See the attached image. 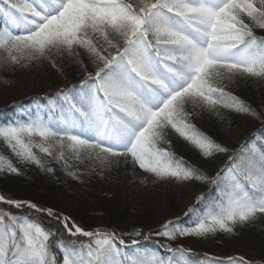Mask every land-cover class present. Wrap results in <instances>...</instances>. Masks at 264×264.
Returning <instances> with one entry per match:
<instances>
[{"label": "snow or ice", "instance_id": "snow-or-ice-1", "mask_svg": "<svg viewBox=\"0 0 264 264\" xmlns=\"http://www.w3.org/2000/svg\"><path fill=\"white\" fill-rule=\"evenodd\" d=\"M257 30L264 31V0H0V69L66 61L81 73L0 122V141L15 157L0 153V173L20 175L22 165L54 176V164L68 170L67 154L101 170L138 166L154 183L211 186L194 193L184 220L154 232L167 242L150 241L151 248L152 233L86 230L52 208L0 194V203L23 213L0 208V264H264L238 255L199 259L178 243L234 235L264 216V128L214 175L177 157L168 136L209 159L230 149L194 119L210 114L223 123L235 113L264 123V112L226 90L239 77L264 79ZM53 220L62 231L42 226Z\"/></svg>", "mask_w": 264, "mask_h": 264}, {"label": "trees", "instance_id": "trees-1", "mask_svg": "<svg viewBox=\"0 0 264 264\" xmlns=\"http://www.w3.org/2000/svg\"><path fill=\"white\" fill-rule=\"evenodd\" d=\"M257 34L264 35V31L257 30ZM30 76L38 80L36 85L30 91L21 89V81ZM80 78L81 73L66 61H58V67L44 62L15 70L0 69V122L18 117L21 105L27 108L37 103L33 98L47 96L66 85L77 83ZM226 90L257 111L264 112V79L239 77L228 83ZM225 114L227 118L223 123L210 114H202L192 122L224 146L233 143V137L238 131L248 135L243 139L242 143H244L246 140H251L252 133L259 135L260 130L264 128L261 120L250 116ZM168 136L171 143L170 150L177 157L199 169L205 167L209 159L203 158L198 150L174 132L169 133ZM38 141L33 139V142ZM34 151L43 156L37 149ZM0 153L15 161L14 155L2 141H0ZM66 159L69 165L67 171H78L81 174L79 180L68 175L67 171L58 164L52 165L57 168L54 176L42 172L35 166L18 165L21 167L20 175L0 173V194L52 208L58 213L70 216L86 230L101 228L123 233L134 230H140L144 235L152 233L149 235V242H145L149 248L152 247L150 241L159 239L162 244L167 242L165 238L154 235L164 222L175 218L185 219L182 210L188 207V204L184 202L183 192L177 188V185L161 190L157 187L161 182H152L151 177L138 166L133 170L131 165L126 166L122 161L101 170L88 161L83 163L75 161L67 154ZM142 176H144L143 183H141ZM146 176L148 179L145 180ZM129 183L137 186L138 193L141 197L147 198L145 199L147 201L143 204L134 203V196L127 193L132 187ZM192 186L194 189L200 188V192H206L211 187L207 184H192ZM153 197L156 200L152 201ZM158 198L164 200L162 204ZM0 208H5L14 214H23L17 213L15 209H9L2 203ZM38 219L41 222L48 220L46 216H39ZM42 226L62 231L54 220L50 225L42 223ZM66 238L70 239V237ZM189 240L195 245L192 250L199 259L208 257L198 252V247H201L208 253L218 252L226 256L231 254L240 256L239 253H242L241 256L245 259L253 262L261 261L264 260V216H258L255 221L238 226L234 235L216 233L206 238L194 240L189 238ZM186 242L187 238L178 241L187 248ZM175 246L173 244V247ZM226 256L220 258L226 259Z\"/></svg>", "mask_w": 264, "mask_h": 264}, {"label": "rangeland", "instance_id": "rangeland-1", "mask_svg": "<svg viewBox=\"0 0 264 264\" xmlns=\"http://www.w3.org/2000/svg\"><path fill=\"white\" fill-rule=\"evenodd\" d=\"M38 80H36V78L34 76H30L27 77L25 79H23L20 83L21 85V89H25L30 91L34 85H36ZM35 104H33L31 107H27V108H32L34 107ZM20 113V111H19ZM248 135L243 134L241 132H236L235 133V137H233V143H227L226 147H228L230 149V151L228 153H224V154H217L216 156H214L213 158H209V161H207V164L205 165V167L201 168L203 172L207 173L208 175H214L217 171H219L228 161V157L232 155V152L239 148V146L241 145V143L243 142L244 138H247ZM33 139L39 140V137H34ZM234 144V145H233ZM105 173H108L106 171H104ZM111 174V173H110ZM108 174V175H110ZM144 179V176H142L141 181ZM130 186L132 185L131 183H129ZM180 189L183 192V197H184V202L186 204H188V206L193 203L194 201V193H199L200 192V188L198 189H194V187L192 186V184H188V185H182V184H178L176 182H171L169 183V181H164L161 182L160 186H157L158 188H160L161 190L167 189L168 187H176ZM139 188L135 185H132V187H130L127 190V193L134 196V203L136 204H143V202L147 201L145 199L144 196L141 197V194L138 193ZM159 190V191H161ZM154 199L156 200V198H152V201H154ZM158 201L162 204L164 200L158 198ZM153 203V202H152ZM154 204H156V202H154ZM153 204V205H154ZM183 213H185L187 211V207H184V209L182 210ZM197 239V238H192ZM187 248H194L195 245L193 244V242L191 240H189V238H187V242H186ZM199 250L205 251L206 249H203L201 247H198ZM213 254H217V255H223L221 253L218 252H212ZM242 253H239V255L241 256ZM232 255V254H231ZM231 255H227V257L231 256ZM226 256V255H223Z\"/></svg>", "mask_w": 264, "mask_h": 264}]
</instances>
